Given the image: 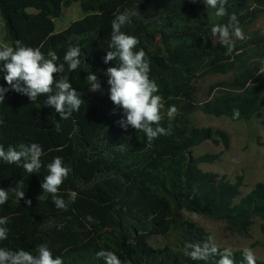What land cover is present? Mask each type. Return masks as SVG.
Masks as SVG:
<instances>
[{
  "label": "trees",
  "instance_id": "16d2710c",
  "mask_svg": "<svg viewBox=\"0 0 264 264\" xmlns=\"http://www.w3.org/2000/svg\"><path fill=\"white\" fill-rule=\"evenodd\" d=\"M73 1L85 17L56 33L54 20ZM225 7L228 15L217 17L216 10L202 0L195 4L188 0H0L11 47L20 40L39 48L46 58L55 52L57 63L63 62L69 47L81 49L78 69L70 71L65 64L64 72L54 76L58 80L62 75L84 100L79 112L61 120L54 109L42 107L46 96L32 103L14 90L5 93L0 104V144L6 150L9 145L37 143L44 155L39 173L31 175L0 161V188L13 189L22 180L25 192L17 202L9 191L8 201L0 206V217L9 221L8 238L0 241V247L35 254L37 246L46 243L63 264H105L97 257L101 250L114 252L123 264H217L219 256L198 261L188 255L187 243L209 239L199 229H184L176 251L146 247L144 242L152 234L166 232L182 210L225 222L240 234L260 220L264 233V183H256L242 195V177L231 182L202 170L201 165L213 163L217 155H193V149L206 141L222 144L225 150L230 146L226 132L195 124L197 112L248 121L264 110V43L256 32H249L264 15V0H228ZM125 9H135L137 15L121 30L137 37L136 51L142 49L149 58V76L158 84L157 94L164 103L161 126H170V134L160 135L150 146L143 132L121 126L126 115L110 100L105 75L118 64L104 63L106 51L111 50V23ZM231 14L237 16L245 38L233 36L232 51L226 55L227 47L211 28L227 24ZM89 73L97 75L101 90L88 91ZM5 75L0 71V85L9 87ZM216 75L230 78L214 84L209 99L198 103V82ZM173 105L178 112L169 120L166 113ZM234 109L239 110L238 118ZM57 156L71 169L60 195L67 201L68 190L78 194L66 211L57 209L51 194L42 189L47 164ZM29 199L31 206L25 203ZM242 253L233 252L234 264H246ZM257 264H264V259H257Z\"/></svg>",
  "mask_w": 264,
  "mask_h": 264
},
{
  "label": "clouds",
  "instance_id": "9594fccd",
  "mask_svg": "<svg viewBox=\"0 0 264 264\" xmlns=\"http://www.w3.org/2000/svg\"><path fill=\"white\" fill-rule=\"evenodd\" d=\"M189 3H197L199 0H188ZM206 7L215 9L217 17L228 15L226 5L228 0H202ZM137 15L135 9H125L115 16L111 23L109 51H106L104 63L118 61V64L109 67L105 75L108 77L110 100L114 105L123 109L126 120H121L120 124L126 128L131 126L138 132L146 135L150 146L154 139L160 135H169L168 129L161 126L163 120L162 109L164 108L163 98L158 95V84L150 79V60L142 49L136 51L139 40L123 32L124 25L130 24L133 17ZM214 37H218L219 43L227 47L230 54L232 46L230 40L234 36L243 40L244 33L239 26V21L235 14H231L227 24H216L211 28ZM81 49L69 47L63 57L62 63H57L59 57L55 52H49L46 58L39 48L25 46L20 40L15 41V47L0 45V71L6 73L4 80L9 87L0 85V104L4 103L5 93L14 90L17 93L26 95L34 103L40 96H46L42 107H48L59 114L61 120L71 117L73 112H79L84 104L82 94L77 91L72 84L62 75L57 80L54 74H62L67 64L70 71H75L81 64ZM89 81L88 91L97 92L101 90L100 81L95 74L89 73L86 77ZM55 89V92H54ZM178 109L173 105L167 110L169 120L174 119ZM234 118H238L240 113L234 109ZM3 120L0 119V125ZM61 125L57 122L55 130L59 131ZM44 155L42 147L37 143L18 146L9 145L5 150L0 144V161L6 164H15L23 168L29 175L39 173L43 166L41 157ZM48 174L42 181L44 192L51 194V201L57 209L67 210L70 203H74L77 193L72 190L67 192V201L60 195V189L64 181L69 176L70 168L64 166L62 157H55L47 164ZM24 181H18L17 186L10 190L0 188V206L4 205L9 198V191L15 193L17 202L24 199ZM31 206V200H25ZM91 221L93 218L88 217ZM7 217H0V241L8 238L9 229ZM186 249H190L188 255L193 260L206 261L209 257L219 256L217 264H234L233 252L230 247L222 250L209 238L202 244L187 243ZM243 258L246 264H257V258L253 250L245 248ZM98 258H103L105 264H123V261L110 250L97 252ZM0 264H63L61 257H54L52 251L46 243L37 246L35 254L33 252L19 249L11 250L0 247Z\"/></svg>",
  "mask_w": 264,
  "mask_h": 264
},
{
  "label": "rangeland",
  "instance_id": "374dc122",
  "mask_svg": "<svg viewBox=\"0 0 264 264\" xmlns=\"http://www.w3.org/2000/svg\"><path fill=\"white\" fill-rule=\"evenodd\" d=\"M27 11L35 13L34 9ZM85 15L80 4L73 1L68 8H63L61 16L54 20L55 32L59 33L65 30ZM249 32H256L264 43V15L251 25ZM0 43L11 47V43L6 38L5 24L1 14ZM229 78L230 76L216 75L200 80L197 84L198 103L209 99V90L214 84ZM214 94L217 92L214 91ZM193 119L197 126L222 130L230 138V146L227 150L222 144H214L211 141H206L193 149L195 157L206 154L217 155V159L213 163L201 165L204 172L225 176L231 182H236L237 178L242 177V195L249 193L256 183H264V110L248 121H233L227 117L216 118L202 112H197ZM261 224L260 220H256L247 233L240 234L229 228L225 222L214 221L182 210L171 219L166 232L152 234L144 244L146 247L151 246L155 249L176 251L184 229H199L207 233L219 248L230 247L232 252L250 248L254 251L257 259H264V233Z\"/></svg>",
  "mask_w": 264,
  "mask_h": 264
}]
</instances>
